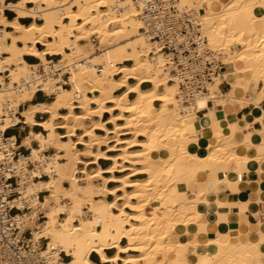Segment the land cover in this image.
I'll return each mask as SVG.
<instances>
[{"label": "bare ground", "instance_id": "6f19581e", "mask_svg": "<svg viewBox=\"0 0 264 264\" xmlns=\"http://www.w3.org/2000/svg\"><path fill=\"white\" fill-rule=\"evenodd\" d=\"M5 1L0 0V129L22 123L45 132L29 131L20 140L28 153L20 154L18 167L37 177L23 182L13 201L21 208L22 199L29 200V210L18 215L20 231L30 229L34 245L45 238L48 248L71 256L63 264H181L178 258L191 243L197 249L204 245L205 251L198 258L186 256L182 264H264V222L255 241L236 236L223 240L218 204L224 193L217 190L222 198L211 200L205 180L198 178L222 182L217 165L247 164V151L254 147L247 136L237 140L233 115L224 112L223 125L214 107L197 115L219 80L209 85L208 95L181 109L177 79L165 77L164 56L150 50L138 29V0ZM194 3L202 12L201 30L209 48L225 54L233 74L249 75L253 89L261 82L264 97V0H179V6L188 8ZM4 8L14 16L7 18ZM27 17L33 19L19 21ZM92 33L101 52L93 49L88 38ZM231 44L236 47L230 49ZM54 55L57 60L47 57ZM21 82L27 83L16 89ZM38 91L54 97L32 103ZM219 99L214 106L229 101ZM13 112L19 115L9 119ZM105 113L109 115L103 118ZM36 114L45 117L36 120ZM45 148L52 152L44 153ZM99 159L110 163L101 167ZM262 169L257 171L264 174ZM111 182L116 184L109 186ZM189 185L195 186V194L178 199L176 187ZM39 190L46 192L43 199L35 198ZM212 210L216 219L209 220ZM39 211L44 219L36 224L33 218ZM189 223L196 228L187 242L174 243L171 234ZM110 227L117 231L111 233ZM106 238L113 240L105 244ZM121 238L126 244L119 243ZM106 248L115 252L107 255ZM92 252L98 263L90 260Z\"/></svg>", "mask_w": 264, "mask_h": 264}, {"label": "built area", "instance_id": "2783aa9c", "mask_svg": "<svg viewBox=\"0 0 264 264\" xmlns=\"http://www.w3.org/2000/svg\"><path fill=\"white\" fill-rule=\"evenodd\" d=\"M138 1L140 33L150 43L151 51L164 56L165 77L177 79L176 99L181 109L191 107L196 99L209 94V85L216 80L219 84L223 81L225 54L207 45L201 30V15L195 9L179 6V0ZM97 44L95 40L94 45ZM26 83L15 85L16 89ZM209 104H213L211 99L207 100ZM15 112L9 119L18 116ZM8 128L11 127L0 129V264H63L61 252L48 248L45 238H39L43 242L34 245L31 230L20 231L18 215L29 210V200L22 199L21 208L13 201L19 198L21 184L37 177L24 173L18 167L20 153L15 137L11 140V136L6 134ZM26 166L33 167L29 162ZM243 176V172L238 173L237 180ZM35 198H38V193ZM40 215L37 214L36 220L43 217Z\"/></svg>", "mask_w": 264, "mask_h": 264}, {"label": "crops", "instance_id": "0c3cea01", "mask_svg": "<svg viewBox=\"0 0 264 264\" xmlns=\"http://www.w3.org/2000/svg\"><path fill=\"white\" fill-rule=\"evenodd\" d=\"M11 1L15 0H6L5 3L9 4ZM30 5V4H28ZM4 14L7 18H12L14 16V12L9 9H3ZM31 19L30 17L26 18H20L19 21L23 23H28ZM38 20V19H37ZM39 48L40 44H38ZM55 57L47 56L50 59L57 58V55H54ZM25 59L31 63H37L35 62L37 59L30 56H25ZM39 60V59H38ZM226 75L227 77L223 79V81L218 85V95H215L216 93H213L215 96H220V94H223L222 97H225V100H229L226 105L223 107H216L214 106V103L212 105H207L205 110L201 112H197L198 116H203L206 112L209 111L211 108H216V111L220 114V122L223 123L226 121L223 117L224 112L228 115H233L236 121V125L241 131H237L236 138L238 141H244V138L249 139V141L253 144L255 147H251L247 153L251 157L250 161L247 164L244 163H219L217 165V174L221 175V179L223 180L220 183H214L213 180L209 179L207 176H202V181L205 182V186L208 189L209 198L211 200H215L217 197H221V191L224 193V198L220 199L218 208L220 215V222H221V229L223 230L222 233V239H226L231 236H236L237 239H240L242 241H249L253 240L255 241L257 239V228L260 227V224L264 222V174H261L258 172L259 168H264V144H262L261 140H264V97L261 96L260 91L262 88V83H257L255 89H253V83L250 82L251 78L249 75H243L242 73L236 74L232 73V70L226 65L225 69L223 71V76ZM240 77L242 80H239ZM233 78V79H232ZM237 81V85L235 87L232 86V83ZM65 83L62 84L64 88ZM239 88V89H238ZM68 89V88H66ZM215 92V91H214ZM235 92V93H234ZM237 92V93H236ZM231 95V96H230ZM48 95H45L43 91H38L33 100L32 103H38V102H45L49 101ZM212 100V99H211ZM22 104L20 106V109H22L24 106H27ZM223 111V113L221 111ZM19 115V113H18ZM109 114L105 113L103 115V118H106ZM45 117V115L36 114L35 119L41 120ZM110 127L111 125L108 124ZM15 129L17 130V133L14 134L9 133L7 134V131ZM30 132H37L42 131L44 132V129L42 127L34 125L33 127H29L28 125H24L22 123H19L18 125L8 128L6 130V134L10 136H14L16 140V145L18 146V152L20 154H27L28 149L25 146H21L20 140L23 136L28 134ZM59 132H63L64 129H58ZM78 133L80 132L77 131ZM97 133H103L102 131H98ZM247 136V137H246ZM73 139H76L75 137H72ZM114 143V142H113ZM112 144V143H111ZM260 145V146H259ZM262 145V146H261ZM78 148H82V145H77ZM102 150L106 149V146H101ZM261 149V157L258 159L256 156L260 152ZM259 150V151H258ZM44 152V151H43ZM52 152L51 150L45 151L44 153L48 154ZM110 162L108 160L99 159V165L101 167H106ZM33 165V164H32ZM81 165H79L80 167ZM242 170L244 173V176L241 178L239 182L235 181L236 173L235 170ZM258 170V171H257ZM264 170V169H262ZM81 174L82 173H77ZM109 173H105L104 175H108ZM116 175L119 173H115ZM142 177V176H141ZM48 177L45 175L42 176V179H47ZM226 179H230V183L233 185H229L226 181ZM35 180V179H34ZM116 183L111 182L109 183V186H113ZM67 185V184H66ZM246 185V186H245ZM244 187V188H243ZM244 189V190H243ZM176 197L180 200L186 198L188 195H194L196 188L194 185H189L187 189H179L176 187ZM220 192L218 195L216 194V191ZM235 192H234V191ZM241 191V192H240ZM240 192V193H239ZM38 198L43 199V195L46 194V192L39 190L38 192ZM242 193V194H241ZM244 195V196H243ZM216 196V197H215ZM242 197V198H241ZM258 197L260 198L259 201H254V199ZM108 200H112V196H107ZM241 201V202H240ZM209 210H211L210 206H207ZM152 212H156L155 209H152ZM210 214L208 215L209 220L216 219V216L212 211H209ZM40 216H44V213L40 212ZM64 215L62 214V217ZM61 217V215H60ZM73 221L76 222V219L73 218ZM40 222L39 220H36V224ZM202 230H207L208 225L206 223H199ZM124 226V225H123ZM195 225L193 223H189L188 225H185L181 231H174L171 234V240L174 243H177L179 241L186 243L189 239V234L193 231H195ZM99 230H102L101 227H98ZM227 232H226V231ZM229 230V231H228ZM109 231L111 233H115L117 230L113 227L109 228ZM185 232V233H184ZM175 233V234H174ZM112 238H106L104 239L105 244H109L112 242ZM98 241V238L96 236L92 237V242L96 243ZM40 242H43L42 239H40ZM119 243L121 245L126 244V240L124 238H121L119 240ZM201 247V248H200ZM200 247L193 246L191 243L188 248L184 251L183 255L179 256L178 262L184 263L185 257L188 255H196L198 258L201 253L205 251V246L201 245ZM199 250V251H198ZM202 250V251H201ZM115 252V249H105V253L107 255H112ZM201 252V253H200ZM122 254V253H121ZM60 257L63 259V261H67L68 257L71 256L65 255L61 252ZM183 257V259H182ZM90 260L98 263L99 257L95 252L90 253L89 255Z\"/></svg>", "mask_w": 264, "mask_h": 264}, {"label": "rangeland", "instance_id": "374dc122", "mask_svg": "<svg viewBox=\"0 0 264 264\" xmlns=\"http://www.w3.org/2000/svg\"><path fill=\"white\" fill-rule=\"evenodd\" d=\"M193 9H195L200 15H201V10L200 9H197V7H196V3H194V6H193ZM38 21H40V20H38ZM89 40L91 41V43L93 44L92 46H93V49H94V51L95 52H101V51H98V49L96 48V46H98L99 44H97V45H94V41L95 40H97V34L96 33H92V34H90L89 35ZM98 41V40H97ZM229 47H230V49H234L236 46L235 45H233V44H231V45H229ZM58 58V57H57ZM57 58H54L53 60H57ZM35 62H39V60L37 59ZM5 74H7V73H5ZM58 74H56V76H57ZM68 73H65V74H63V80L64 81H67V79H68ZM59 83L60 84H63V81H59ZM65 87L66 88H68V89H70L71 88V85L68 83V82H65ZM216 90H218V92H220V90L219 89H214V91H216ZM214 93V92H213ZM212 93V95H213V97L211 98L212 99V101L214 102V105L218 102V101H216V100H220L219 98H222V94H220V96H215L214 94ZM46 95V94H45ZM49 96H51V97H54V95L53 94H49ZM175 96H176V94H175ZM215 98H216V100H215ZM50 100V99H49ZM14 133V134H16L17 133V130H15V129H12V130H9V131H7V134H9V133ZM45 150H47V148H45L44 149V152H45ZM238 171H240V170H235V172H238ZM83 175V174H82ZM81 174H77V176H82ZM202 176H204V175H201V176H198V178L200 179V181H202ZM43 198V197H42ZM41 199V198H40ZM63 202V201H62ZM85 210H86V208H84ZM39 212H42V211H39ZM38 212V213H39ZM38 213H36L35 214V216H34V218H33V221H34V223H36V218H37V214ZM43 213V212H42ZM43 219H44V217H42V218H40V222L41 221H43ZM42 241H43V239H42ZM68 259H69V257H68ZM67 259V260H68Z\"/></svg>", "mask_w": 264, "mask_h": 264}]
</instances>
